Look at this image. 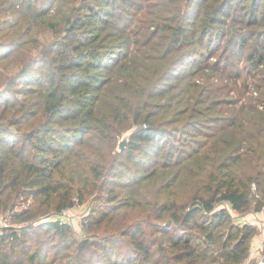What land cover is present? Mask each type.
I'll list each match as a JSON object with an SVG mask.
<instances>
[{
    "label": "trees",
    "instance_id": "trees-1",
    "mask_svg": "<svg viewBox=\"0 0 264 264\" xmlns=\"http://www.w3.org/2000/svg\"><path fill=\"white\" fill-rule=\"evenodd\" d=\"M262 209L264 0H0V264H243Z\"/></svg>",
    "mask_w": 264,
    "mask_h": 264
},
{
    "label": "rangeland",
    "instance_id": "rangeland-1",
    "mask_svg": "<svg viewBox=\"0 0 264 264\" xmlns=\"http://www.w3.org/2000/svg\"><path fill=\"white\" fill-rule=\"evenodd\" d=\"M249 86L250 87L247 90L248 91L247 94L249 96L250 95H254V96L258 95V94H256L257 93L256 90H254V88L257 89L256 82L254 80H251L250 79ZM252 89H253V91H252ZM129 133H130V131L125 132V134L122 136V138L119 140V142L123 138H125V136H129ZM119 148H120V144H119ZM255 187H256V189H255L254 192L257 191V185ZM97 205H99V204L98 203H94L91 199H90V201H87L86 203H83V204L78 203V204L74 205L71 209L65 210L63 212V214L61 215V219L63 221H67L70 224H72V226L74 227L75 234L77 236H79V237H83L84 236V232H83L82 223H84V219H86V216L89 214L90 208L91 207H95ZM227 207L229 208V210L231 211V213H233L234 216H238L239 213H237L236 211L232 210L231 209V206L229 204H227ZM260 211H264V209L259 210V211H253V212L255 213V212H260ZM253 212H250V213L242 216V222L247 223L249 225L250 224L251 225H255L256 226V231H258V233L254 236V238H256L257 235H258V236H260V240H261V236H262V233H263L262 229L264 228V219H258L259 220V223H257L256 222V217H253V218H250L249 217V215L251 213H253ZM260 240H259L258 246L256 248L257 251H258L257 252V255L253 259H255L256 257H258V255H259V249H258V247H259V244H260Z\"/></svg>",
    "mask_w": 264,
    "mask_h": 264
},
{
    "label": "built area",
    "instance_id": "built-area-1",
    "mask_svg": "<svg viewBox=\"0 0 264 264\" xmlns=\"http://www.w3.org/2000/svg\"><path fill=\"white\" fill-rule=\"evenodd\" d=\"M12 224V219L9 215L7 216H0V226L1 227H7L10 226ZM263 233L261 236V240H260V244H259V255L258 257H256L255 259L250 258L248 259L246 262H244L243 264H264V228L262 229Z\"/></svg>",
    "mask_w": 264,
    "mask_h": 264
},
{
    "label": "crops",
    "instance_id": "crops-1",
    "mask_svg": "<svg viewBox=\"0 0 264 264\" xmlns=\"http://www.w3.org/2000/svg\"><path fill=\"white\" fill-rule=\"evenodd\" d=\"M2 214L0 213V216ZM250 218H253V217H256V222L259 223V220L258 219H264V211H260V212H253L249 215ZM242 221V220H241ZM256 224V223H255ZM259 240H260V236L257 235L256 238L253 239L252 241V245H251V255H250V258H254L256 255H257V246H258V243H259ZM249 258V259H250Z\"/></svg>",
    "mask_w": 264,
    "mask_h": 264
},
{
    "label": "water",
    "instance_id": "water-1",
    "mask_svg": "<svg viewBox=\"0 0 264 264\" xmlns=\"http://www.w3.org/2000/svg\"><path fill=\"white\" fill-rule=\"evenodd\" d=\"M32 134H33V132H30V133L28 134V137H31ZM129 136H130V133H129ZM129 136H125V138H123V139L119 142V144H120V149H124V148H125V146L127 145L128 140H129ZM253 264H256V263H253Z\"/></svg>",
    "mask_w": 264,
    "mask_h": 264
}]
</instances>
